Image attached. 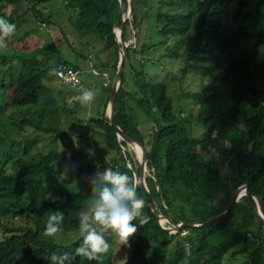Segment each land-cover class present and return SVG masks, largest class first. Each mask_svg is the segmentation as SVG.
<instances>
[{
  "label": "trees",
  "instance_id": "obj_1",
  "mask_svg": "<svg viewBox=\"0 0 264 264\" xmlns=\"http://www.w3.org/2000/svg\"><path fill=\"white\" fill-rule=\"evenodd\" d=\"M51 1L0 0V40L9 38L21 17L15 4L27 3V12L52 23L57 16L43 12L49 7L42 8ZM132 1L133 16L124 25L130 44L115 119L147 149L146 182L161 212L175 223L215 216L244 183L264 212V0H144L148 10L155 8L156 27L164 37L157 42L148 32V12L139 15L136 0ZM62 2L77 15V37L73 42L66 38L65 48L75 50L78 41L81 49L99 43L114 55L94 63L88 72L89 80L97 69L110 78L107 84L96 85L108 97L88 118L90 128L99 130L95 135L102 134L97 139L99 150L87 151L83 165H75L76 154L70 156L53 144L63 136L65 113L70 110L46 79H56L53 70L61 64L82 69L81 63L62 58L60 49L47 56V45L17 47L11 56L0 55V126L15 133L12 138L0 135V228L7 232L0 240V264H117L118 260L120 264H264V225L247 195L225 216L203 225L173 232L158 221L146 190L136 183L141 164L125 149L128 143L118 138L107 115L120 59L116 39L120 1ZM231 18H257L262 25L252 36L254 32L243 25H225ZM171 38L180 45L161 52L165 58L182 61L181 75L176 80L149 79V48ZM83 81L90 84L84 73ZM179 88L183 89L179 95H171L170 90ZM179 96L192 111L177 112ZM140 111L149 119L148 128L142 129L138 121ZM191 116L203 126L201 131L195 130ZM36 134L53 135L45 149L37 145ZM33 148L38 149L35 155L30 154ZM114 211L118 217L109 221L113 233L128 243L123 259H115L112 232L102 229L100 240L90 235L96 223ZM20 215L27 218L21 228L6 223ZM58 229L64 231L62 241L54 237ZM184 230L189 233L182 235ZM72 231H81V236L66 234Z\"/></svg>",
  "mask_w": 264,
  "mask_h": 264
},
{
  "label": "rangeland",
  "instance_id": "obj_2",
  "mask_svg": "<svg viewBox=\"0 0 264 264\" xmlns=\"http://www.w3.org/2000/svg\"><path fill=\"white\" fill-rule=\"evenodd\" d=\"M155 0H151L154 2ZM137 2V9L139 10V15L142 16L147 15L146 22L148 20V32L152 35V38L155 42L164 39V37L160 36L157 30V22L155 20V8L147 9L144 0H136ZM54 4V5H53ZM133 4V1H132ZM53 5V6H52ZM15 8L19 10V16H21L16 23V26L12 28L11 32L8 34V39H1L0 40V55H9L11 56L13 52L17 49V47H24L27 49L30 48H39L44 45L50 47V50L47 52V56L52 57L54 55L53 49H60L62 51V58L68 59L71 62H78L81 63L82 69L84 70V75L86 79L85 88H72L67 86L62 82L60 77L57 74L55 68L53 72L57 76L56 79L47 78L46 83L49 87H52V92L61 99L60 101H64L65 99L68 102V108L70 111L65 113V119L62 125L63 136L58 137L53 144L58 145L60 148L65 149L70 156L77 155L76 159L74 160L75 165H83L85 160V155L87 151L97 152L99 150V144L97 143V139L102 136L100 132V136H96V133H99V130H95V127L89 126L88 118L96 114L103 105L104 102L107 101L108 92L102 89L100 86L97 87V84L102 82H109L107 75L99 72L100 70H94L93 76L89 80V73L93 69V64L98 63L100 61H105L106 59L111 60L114 58L113 52L106 51L102 48L101 44H97L93 47H84L81 49L79 46V41L75 45V50L71 48H65L63 43L66 42V38H69L70 42H73L76 35L75 30V23L77 19V15L73 13V11L64 6L62 0H53L51 2L45 3L42 5V8L49 7L48 10H44L45 14H51L52 16H57L56 20L52 23H45L41 19H36L32 12H27L29 9V5L25 2H21L19 4L14 5ZM134 7V5H133ZM11 9V7H9ZM225 25L227 26H238L243 25L247 30L253 31L254 33L252 36H255L259 28L261 27V21L257 18H247V19H233L225 21ZM147 32V27L143 28V36L145 37ZM131 42L134 44L136 43L137 39L135 37L134 31H131ZM94 36L90 35V42L93 44L96 40L93 39ZM181 42L185 39L180 37ZM143 38H140L137 42L138 46L141 47ZM130 42V41H129ZM180 42V43H181ZM53 43V44H52ZM180 43H177L175 38H171L167 43H161L160 45L154 46L149 48V53L147 54V58L149 59L146 61L147 69L146 75L149 79H154L156 81L159 80H176V76H180L181 72L179 71L182 66V61L175 60L172 57L165 58L162 54V50L166 49L167 46L170 48H174ZM55 45V46H54ZM79 53H84L88 55L85 58ZM46 53H40V55H45ZM160 54V58L157 60V57ZM139 55V54H138ZM97 59V57H99ZM82 58V59H80ZM79 60V61H78ZM145 60V58L141 59V61ZM139 61V60H136ZM2 59H0V63ZM72 64V63H71ZM108 79V80H107ZM93 80V81H92ZM189 88L191 90H195L196 87L194 85H190ZM63 91V94L60 91ZM71 90V91H70ZM183 91L182 88L177 89V91L170 90L171 95L175 96V93L179 95ZM2 98H0L1 100ZM191 102L194 103L195 100L191 99ZM109 106V104H108ZM108 106H107V114H108ZM189 108L192 111V106L189 104L187 100L182 99L181 96L175 99V109L180 114L182 110ZM24 108H22L23 110ZM198 109L194 108L193 113L196 116ZM184 114H182V117ZM186 117L187 114L185 113ZM18 119H21V116H17ZM138 121L140 122L142 129L148 128L149 119L144 111H140L138 114ZM190 120L194 121V128L197 132L203 129V126L196 122V118L191 116ZM196 122V123H195ZM0 135L8 136L12 138L15 136V133L12 131L6 130L3 126H0ZM75 135V136H73ZM53 135L48 134H36L37 145L40 149L46 148V143H50L52 141ZM102 140V138H101ZM58 141V143H57ZM38 147V148H39ZM137 160V164L140 165V154L133 145H127L125 147ZM38 149L33 148L30 154L35 155ZM69 170V169H68ZM146 174H149L148 170ZM166 206V205H165ZM159 208V207H158ZM118 217L117 212L114 211L110 214L109 219L102 220L96 223V226L90 235H94V240H100L101 234L99 231L102 229L104 231L115 232V229L110 225L109 221H114ZM25 219H27L25 217ZM22 215L19 217L12 216L7 219L6 223L9 224L10 222H14L18 228L22 227L23 223H26ZM168 226L172 227L171 224L164 218L158 219V221L162 222ZM166 220V221H165ZM6 230V229H5ZM64 231L58 229L54 231V237L57 241H62L64 239ZM81 231H72L66 234H72L73 238H78L81 236ZM189 230H184L182 235H187ZM6 231L4 228H0V240L5 238ZM114 235V236H113ZM109 235L106 236L108 238ZM110 240L114 242L113 249H115V259H123L125 258L128 250V243L126 241L121 240V236L119 233H113L110 236ZM65 242H68L67 240ZM171 247V246H170ZM112 249V250H113ZM111 250V251H112ZM117 253L118 256H117ZM120 264L119 260L116 262Z\"/></svg>",
  "mask_w": 264,
  "mask_h": 264
},
{
  "label": "water",
  "instance_id": "obj_3",
  "mask_svg": "<svg viewBox=\"0 0 264 264\" xmlns=\"http://www.w3.org/2000/svg\"><path fill=\"white\" fill-rule=\"evenodd\" d=\"M120 1V14H119V19L117 21L116 28H119L120 31L117 33L116 29V39L118 42H121L119 45V51H120V59H119V64H118V69L114 78L113 82V89L111 92L110 96V102L108 106V112H109V117H110V122L112 125L115 126L117 130V134H119L121 137L119 139H124L129 145H134L136 144L140 148V171L136 172L135 176L139 180L140 184L143 186V188L146 190L147 195H148V205L154 212V214L160 218H164L168 220L171 224L172 227L167 228L173 232H178L181 228L183 227H192V226H199L203 225L209 221H212L218 217H223L225 216L230 209L233 207L236 201L240 200L244 195H247L248 200L252 208L254 209L257 217L260 219L262 224L264 225V212L261 209V205L258 202V199L250 192L249 187L247 184L243 186H239L237 189H235L231 195V198L229 200V204L227 208L222 212L219 213L215 216L204 218V219H199V220H192V221H184L180 223H175L171 218L168 216L164 215L161 210L158 209L157 203L155 201L154 196L152 195L147 182H146V171H147V149L145 145L136 137L131 135L130 133L126 132L125 130L120 127L115 119V99L117 92L120 87V83L122 80V75L126 67V58H127V52H128V47H129V42L125 39L124 37V25L125 21L128 19V2L126 0H119ZM132 8V5H131ZM133 13V10H132Z\"/></svg>",
  "mask_w": 264,
  "mask_h": 264
},
{
  "label": "built area",
  "instance_id": "obj_4",
  "mask_svg": "<svg viewBox=\"0 0 264 264\" xmlns=\"http://www.w3.org/2000/svg\"><path fill=\"white\" fill-rule=\"evenodd\" d=\"M58 76L60 79L74 87L83 88V72L80 68L70 67L66 64H61L56 69Z\"/></svg>",
  "mask_w": 264,
  "mask_h": 264
},
{
  "label": "bare ground",
  "instance_id": "obj_5",
  "mask_svg": "<svg viewBox=\"0 0 264 264\" xmlns=\"http://www.w3.org/2000/svg\"><path fill=\"white\" fill-rule=\"evenodd\" d=\"M127 2H128V18H132V16H133V13H132V10L134 11V7H133V4H132V0H126ZM131 5H132V8H131ZM117 29V33H119V31H120V29L119 28H116ZM127 40V39H126ZM118 41V40H117ZM128 41V40H127ZM129 42V41H128ZM118 44L120 45L121 44V42H118ZM69 66V65H68ZM70 67H73V66H70ZM121 136L118 134V138H120ZM133 147L137 150V151H140V148L136 145V144H134L133 145ZM140 153V152H139ZM136 177V176H135ZM245 184H247L248 185V183H244L243 185H245ZM148 185V184H147ZM242 185V186H243ZM149 187V186H148ZM249 187V186H248ZM249 190H250V188H249ZM251 192V191H250ZM252 193V192H251ZM256 197V196H255ZM258 202H259V200H258ZM159 210H161V208L159 207L158 208ZM166 221V220H165ZM168 221V220H167ZM160 222V221H159ZM162 222H163V220H162ZM169 222V221H168ZM170 223V222H169Z\"/></svg>",
  "mask_w": 264,
  "mask_h": 264
},
{
  "label": "clouds",
  "instance_id": "obj_6",
  "mask_svg": "<svg viewBox=\"0 0 264 264\" xmlns=\"http://www.w3.org/2000/svg\"><path fill=\"white\" fill-rule=\"evenodd\" d=\"M129 44H130V42H129ZM75 68H79V67H75ZM81 69V68H80ZM82 70V72L84 73V70L83 69H81ZM63 82V81H62ZM84 82V81H83ZM64 83V82H63ZM64 84H66V83H64ZM67 86H69V87H71V88H79V87H74V86H72V85H68V84H66ZM85 88V83H84V86H83V88H81V89H84ZM110 102V101H109ZM108 116H109V112H108V114H107ZM136 174V173H135ZM147 175V174H146ZM136 183H140L139 182V180L136 178ZM242 186V185H241ZM158 206V205H157ZM162 211V210H161ZM163 213V212H162ZM180 223V222H179Z\"/></svg>",
  "mask_w": 264,
  "mask_h": 264
},
{
  "label": "crops",
  "instance_id": "obj_7",
  "mask_svg": "<svg viewBox=\"0 0 264 264\" xmlns=\"http://www.w3.org/2000/svg\"><path fill=\"white\" fill-rule=\"evenodd\" d=\"M103 73V76H105L104 74H106L107 76L106 77H108V79H109V81H110V78H109V75H108V73H106V72H102ZM107 79V80H108ZM112 79V78H111ZM106 83V82H105ZM107 84V83H106Z\"/></svg>",
  "mask_w": 264,
  "mask_h": 264
}]
</instances>
